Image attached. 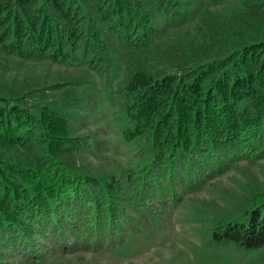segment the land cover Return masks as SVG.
<instances>
[{
	"label": "trees",
	"instance_id": "trees-1",
	"mask_svg": "<svg viewBox=\"0 0 264 264\" xmlns=\"http://www.w3.org/2000/svg\"><path fill=\"white\" fill-rule=\"evenodd\" d=\"M158 7L180 19L175 0ZM253 30L221 56L131 73L122 96L134 128L124 139L149 135L151 160L137 175L128 172L129 201L115 176L80 172L82 139L62 114L30 94L0 95V264L115 252L175 213L185 194L240 161L264 159V25ZM156 34L132 0H0V52L26 61L100 56L114 41L143 49ZM252 203L242 221L219 225L215 236L244 250L264 247V193Z\"/></svg>",
	"mask_w": 264,
	"mask_h": 264
},
{
	"label": "rangeland",
	"instance_id": "rangeland-1",
	"mask_svg": "<svg viewBox=\"0 0 264 264\" xmlns=\"http://www.w3.org/2000/svg\"><path fill=\"white\" fill-rule=\"evenodd\" d=\"M175 1L180 19L169 20L159 10V0H132L157 29L143 49L114 41L100 56L77 52L62 63L26 61L0 52V95L30 94L62 114L72 134L82 139L80 172L98 179L115 176L128 201V172L137 175L151 160L149 135L124 139L134 128L122 96L131 73L166 65L172 70L179 58L188 56H221L240 39L252 37L255 26L264 25L261 0ZM246 105L240 102L238 110ZM262 193L264 159L240 161L200 190L185 194L175 213L145 225L115 252L54 254L36 264H264V247L244 250L215 236L219 225L242 221L253 198Z\"/></svg>",
	"mask_w": 264,
	"mask_h": 264
}]
</instances>
